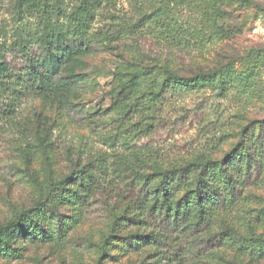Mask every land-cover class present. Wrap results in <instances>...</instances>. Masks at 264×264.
Wrapping results in <instances>:
<instances>
[{
	"label": "rangeland",
	"instance_id": "obj_1",
	"mask_svg": "<svg viewBox=\"0 0 264 264\" xmlns=\"http://www.w3.org/2000/svg\"><path fill=\"white\" fill-rule=\"evenodd\" d=\"M20 1L23 0H0V57L10 62L13 73L25 67L23 58L10 51L13 44L19 34L27 37L35 33L39 23L37 12L27 7L20 12ZM251 1L254 4L227 1L232 11V18L226 24L229 35L214 34L204 39V43L189 44L188 35L181 41H165L168 38H163L160 30L152 24L146 25L141 18L170 3L176 19L191 31L199 22L193 8L178 6L172 0H88L89 28L79 43L88 45L90 54L82 56V65L75 68L76 73L85 75V82L70 97L78 108L65 109L54 99L30 94L14 101L11 93L3 96L0 92V224L31 207L39 196V185L61 179L77 164L82 166L104 158L108 170L100 173L102 178L92 191L84 213L73 196L78 191L77 183L63 191L57 205L59 219L67 232L63 242L58 240L57 220H54L51 225L45 224L39 238L21 233L13 242V256H0V264L155 262L160 254L150 242L133 249L118 238L135 233V229L120 230L110 236L109 209L126 187V182L115 175L114 164L133 153L148 163L185 161L201 153L220 160L231 153L232 158L225 161V170L209 181L221 184V177L229 174L234 184L239 185L250 176V186L243 192L253 197L230 215L217 219L209 235L221 233L225 226L246 235L242 227L245 220L241 217L247 215L248 220L252 210H264V97L245 105L233 89L227 93L209 86L193 91L168 90L156 109L146 115L135 114L133 125L127 127L117 122L119 113L125 109L114 104L118 88L115 73H124L133 65L141 69L170 61L187 72L224 69L235 76L253 74L264 85V0ZM63 2L65 14H53L52 22L67 31L71 27L68 16L82 2ZM33 50H37L36 45ZM10 104L14 105L12 112L7 107ZM37 132L54 142L56 161L51 162L50 170L40 150L30 148L28 154L23 151L29 143H34ZM241 137L243 146L235 148ZM176 192V198L183 194ZM195 217L192 209V221ZM254 233L264 237V224H255ZM103 248L107 249L105 256ZM186 248V244L180 247L181 251ZM218 251L226 264H264V251L248 253L231 237L223 238ZM190 252L191 256L185 257L193 259L200 253L207 255L209 249L204 244H192ZM203 259L199 263L208 264ZM184 264L192 262L186 260Z\"/></svg>",
	"mask_w": 264,
	"mask_h": 264
},
{
	"label": "trees",
	"instance_id": "obj_2",
	"mask_svg": "<svg viewBox=\"0 0 264 264\" xmlns=\"http://www.w3.org/2000/svg\"><path fill=\"white\" fill-rule=\"evenodd\" d=\"M172 1L178 6L193 8L198 14L199 22L194 30L185 29L176 19V12L170 7V3L162 4L150 14H144L141 21L146 25H154L163 38H168L165 41H181L184 35H188L189 44L193 41L204 43V39H209L214 34L229 35V28H226L232 18V11L227 7L229 0ZM231 1H237L240 5L254 4L251 0ZM81 2V6L75 8L67 18L71 24L67 31H63L58 23L52 22L53 14H65L63 0L19 2L20 12L25 7L37 12L38 29L27 37L19 34L10 50L23 58L25 67L21 72L13 73L10 62L3 56L0 57V92L3 96L11 93L15 101L21 95L30 94L36 98L54 99L65 109L78 108L79 105L73 104L70 97L85 82V75L76 73L75 68L82 65V56L90 54L89 46L79 43L89 28L86 15L90 11L88 0ZM33 45L37 46V50H33ZM169 62L147 65L141 69L133 65L127 67L124 73H115L118 88L115 91L114 105L125 109L116 120L121 127H127L128 124L132 126L135 114L146 115L156 109L168 90L193 91L209 86L227 93L233 89L245 105L264 97V85L253 74L235 76L224 69L187 72ZM7 107L12 112L14 105ZM240 146H243L242 137L235 148ZM27 148L23 150L25 154H28L30 148L40 150L50 170L51 162L56 160L54 142L49 137L37 132L34 143H29ZM230 158L231 153L220 160L201 153L185 161L180 159L170 163H148L137 153L121 157L114 164V173L126 182V187L118 195V202L109 209L112 218L110 236H115L120 230L135 229V233L118 238L133 249H137L145 241L150 242L160 254L151 264H184L186 260H191L192 264H200L203 258L208 264H226L218 251L224 237H231L239 242L248 253H262L264 237L255 235L254 227L257 223L264 224V210H252L253 214L248 220L247 215L241 217L245 220L242 225L245 236L226 226L221 233L209 235V230L217 224V219L230 215L253 197L243 192L250 186V176L239 180V185L234 184L229 174L221 177V184L219 181H209L216 173L225 170V161ZM107 172L105 159L100 158L86 165L77 164L72 172L61 179H50L45 185H39V196L35 203L0 224V256H13V242L21 233L39 238L45 224L51 225L54 220H57L58 240L63 242L67 236L66 226L57 213L63 191L68 185L77 183L78 191L73 192V196L84 213L92 191L102 178L100 173ZM177 189L183 192L179 198L175 197ZM192 209L196 216L193 221ZM89 244L93 245L90 241ZM184 244L187 248L181 251L180 247ZM192 244H204L209 252L207 255L197 254L193 259L185 257L191 256ZM103 254H107L106 248H103Z\"/></svg>",
	"mask_w": 264,
	"mask_h": 264
}]
</instances>
